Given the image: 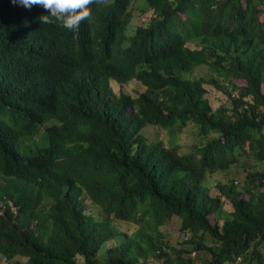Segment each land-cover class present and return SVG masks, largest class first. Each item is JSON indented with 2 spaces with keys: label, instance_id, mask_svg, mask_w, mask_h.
I'll return each mask as SVG.
<instances>
[{
  "label": "trees",
  "instance_id": "16d2710c",
  "mask_svg": "<svg viewBox=\"0 0 264 264\" xmlns=\"http://www.w3.org/2000/svg\"><path fill=\"white\" fill-rule=\"evenodd\" d=\"M130 1L94 0L90 20L67 30L40 23V6L0 0V254L8 264H264V168L243 167L240 187L215 177L246 158L264 163V0H142L152 15L122 46ZM202 64L226 79L229 105L211 106L208 80L182 75ZM132 79L137 96L121 89ZM44 117L56 120L45 146L11 154L16 123ZM189 122L196 141L184 153L176 136ZM173 216L178 248L160 229Z\"/></svg>",
  "mask_w": 264,
  "mask_h": 264
},
{
  "label": "rangeland",
  "instance_id": "374dc122",
  "mask_svg": "<svg viewBox=\"0 0 264 264\" xmlns=\"http://www.w3.org/2000/svg\"><path fill=\"white\" fill-rule=\"evenodd\" d=\"M143 1L142 0H132L130 3V10L132 13V24L141 25L143 21L147 20L149 17H151V12L149 10H143V6L141 5ZM182 75L186 78L190 79H196V78H203L205 81L208 80V82L204 83V87L206 89V97L210 99V104L213 107H216L220 104H224L225 106L229 105V101L227 99V95L223 89L219 88L220 85L226 80L224 78H218L215 72H213L210 67L206 64H202L197 66L195 69H193L191 72H183ZM216 79L218 81V85L211 82V80ZM241 83V81H238ZM142 85L136 81V80H130L128 81L124 86L121 87V89L132 96H137L138 91L141 89ZM117 90L118 88L115 87ZM143 133L147 135L148 138L152 140H162L164 143H166L168 139L167 132L159 128L157 126L148 125L143 129ZM196 141V125L192 122H189L188 125L183 129L182 132H180L176 136V142L179 145L180 151L187 153L192 149L193 143ZM32 145V143H29ZM244 161V162H243ZM243 162V163H242ZM243 167L247 170H260L264 168V163L258 162L253 160L252 158H246L243 159L239 165L232 166L229 168L226 173L224 172H218L215 174L216 178H220L222 180H226L227 178H233L236 182V185L240 187L242 178L244 175ZM212 177H209L207 179L208 185L212 186L214 184L213 181H211ZM214 178V176H213ZM215 181V178H214ZM213 188V187H211ZM224 211H229L230 206L227 202L224 203L223 207ZM225 216V213L224 215ZM179 225H180V219L177 216H173L171 221L162 226L160 229L167 233L169 237L170 244L174 247H180L178 242H182V237H180L179 234ZM117 226L121 229H128L132 230L134 227L128 223L125 222H118ZM193 258H204L205 256L202 253H198L197 251H193L191 248V245L185 244L183 246ZM0 264H8L3 256L0 254Z\"/></svg>",
  "mask_w": 264,
  "mask_h": 264
},
{
  "label": "clouds",
  "instance_id": "9594fccd",
  "mask_svg": "<svg viewBox=\"0 0 264 264\" xmlns=\"http://www.w3.org/2000/svg\"><path fill=\"white\" fill-rule=\"evenodd\" d=\"M9 2L12 6L18 9L19 5H23L25 8H33L34 6H40L47 11V14H42L39 16L40 23L49 24L55 22L58 23L64 29L75 30L79 27L81 21L87 19L84 22L86 23L90 20L92 12L89 8V5L93 4L94 0H9ZM112 2L113 0H100V5L107 6ZM130 3L128 5V11L131 13V10L129 8ZM141 5L143 6L144 11L149 10L152 13V11L148 9L147 6H145V3H141ZM131 20L132 13L123 30L122 46H125V40H127L128 37L133 34V31L136 26H140L132 24ZM93 25H91L90 27V33L92 32ZM23 29L28 38L34 40L37 43H40V40L37 39L39 35L32 24L26 23V25L23 26ZM73 34L76 35L77 31H75ZM37 52H40V50ZM27 120L28 119H21L16 123V142L7 145L11 154H25L30 157L35 156L48 142L47 129L53 126V124H55L56 122L55 119L45 117L33 118L30 121ZM29 143H32V145H30ZM86 202H89V199H87ZM9 203L10 205H12L11 202ZM1 207L2 204L0 203V209Z\"/></svg>",
  "mask_w": 264,
  "mask_h": 264
}]
</instances>
